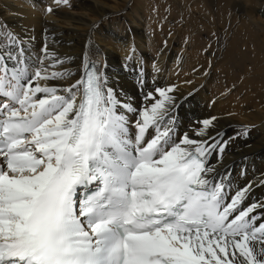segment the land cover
I'll return each instance as SVG.
<instances>
[{"label": "snow or ice", "instance_id": "obj_1", "mask_svg": "<svg viewBox=\"0 0 264 264\" xmlns=\"http://www.w3.org/2000/svg\"><path fill=\"white\" fill-rule=\"evenodd\" d=\"M28 42L0 31V264H264V201L244 207L251 186L211 163L215 117L180 135L174 86L156 98L141 75L136 108L87 58L42 86L72 74Z\"/></svg>", "mask_w": 264, "mask_h": 264}, {"label": "bare ground", "instance_id": "obj_2", "mask_svg": "<svg viewBox=\"0 0 264 264\" xmlns=\"http://www.w3.org/2000/svg\"><path fill=\"white\" fill-rule=\"evenodd\" d=\"M45 4L59 9L43 15ZM148 7L157 17L145 18L152 30L142 29ZM4 29L28 40L33 57L46 44L62 62L49 72L72 74L42 86L75 83L86 58L97 61L108 87L136 108L144 104L141 75L144 93L156 98L155 88L174 86L169 95L176 100L178 133L200 139L198 121L215 117L204 138L227 144L211 163L230 174L234 190L251 186L244 207L264 201V0H0Z\"/></svg>", "mask_w": 264, "mask_h": 264}, {"label": "rangeland", "instance_id": "obj_3", "mask_svg": "<svg viewBox=\"0 0 264 264\" xmlns=\"http://www.w3.org/2000/svg\"><path fill=\"white\" fill-rule=\"evenodd\" d=\"M141 1H142V0H141ZM154 3H155V2H154ZM154 3L151 4V7L157 5V3H155V4H154ZM131 5H132V4H131ZM24 6L27 7L26 4H24ZM45 7H46V8H45ZM48 7H51V6H47V4L44 5L45 10L43 11V15H46V14L49 13V12L46 11V9H47ZM27 8H28V7H27ZM52 8H58V9H59V5H56V7H52ZM28 9H29V8H28ZM139 10H141V9H139ZM152 11H153L152 9L149 10V7H148L147 9H144V11H143L144 14H145L144 19L150 17V14H154V15H155V13H153ZM52 12H53V11H52ZM50 13H51V12H50ZM147 16H148V17H147ZM173 18H174V16L172 17V19H173ZM175 18H176V17H175ZM151 19L157 21V17H156V15L153 16V17H151ZM145 20H146V19H145ZM150 22H152V21H150ZM172 22L175 23V20H172ZM99 23H101V24H103V25L106 24V22H104V21H99ZM151 25H152V24H150V26H151ZM148 26H149V24H148V21L146 20V21H145V26H144L142 29L147 28V30H152L151 27H148ZM167 30H168V29H167ZM158 31H159V30H158ZM150 33H151V36H150L151 38H150V39H155V34H154V33L152 34V32H150ZM162 33H163L164 35H166V36H169L167 32L164 33V30H162ZM180 37H181V35L177 33L176 36H175L174 38H175V39H177V38L179 39ZM151 54H152V53H151Z\"/></svg>", "mask_w": 264, "mask_h": 264}]
</instances>
